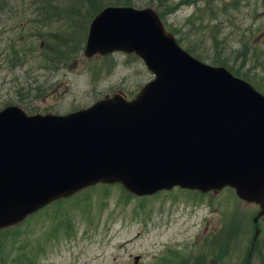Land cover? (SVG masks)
Instances as JSON below:
<instances>
[{
    "label": "rangeland",
    "instance_id": "rangeland-1",
    "mask_svg": "<svg viewBox=\"0 0 264 264\" xmlns=\"http://www.w3.org/2000/svg\"><path fill=\"white\" fill-rule=\"evenodd\" d=\"M116 1L104 0L103 6ZM132 4L164 12L181 46L204 63L226 62L264 86V0ZM75 5L63 2L60 11H43L44 17L36 0H0V110L14 105L30 115H64L108 94L133 98L152 80L142 60L123 53L88 60L82 49L67 65H49V35L71 27L67 9ZM91 21L79 23L89 30ZM121 188L87 190L1 232L0 264H134L136 256L140 264H264V217L251 259L259 208L232 190L200 196L175 189L138 198ZM216 235L221 237L214 241Z\"/></svg>",
    "mask_w": 264,
    "mask_h": 264
},
{
    "label": "water",
    "instance_id": "water-1",
    "mask_svg": "<svg viewBox=\"0 0 264 264\" xmlns=\"http://www.w3.org/2000/svg\"><path fill=\"white\" fill-rule=\"evenodd\" d=\"M116 52L136 54L155 75L134 100L114 94L66 116L0 111V230L99 183L140 197L232 188L260 206L257 223L264 95L194 59L152 8L108 7L94 18L85 56Z\"/></svg>",
    "mask_w": 264,
    "mask_h": 264
},
{
    "label": "trees",
    "instance_id": "trees-1",
    "mask_svg": "<svg viewBox=\"0 0 264 264\" xmlns=\"http://www.w3.org/2000/svg\"><path fill=\"white\" fill-rule=\"evenodd\" d=\"M42 1L43 0H36L38 7L37 11H39L42 15L46 14L43 11H49V10L60 11L63 8L62 7L63 2L71 3L73 4V6L74 4H76L75 5L76 10L73 8L72 10L67 9L68 16L66 17H68L71 20L72 22L71 27L69 29H66V31L64 32H58L55 35H49L50 40L47 41L45 45L46 49L49 50L48 54L46 55L49 65H57V66L67 65L80 54L82 49L84 50L83 46L86 42L88 27L82 28L81 22L79 23V21H83V23L84 21H91L93 17L104 8L103 6L104 0H45L44 3ZM54 4L56 5V7L53 9ZM121 4H123L124 6L133 5L132 0H123L122 3L120 0H117L116 2H112V3L109 2V5H121ZM33 5L35 4H32V7ZM82 14L84 16H82ZM160 15L162 18H164V12H160ZM83 17L85 18L83 19ZM188 50L190 53L199 57L192 49L188 48ZM213 64L219 66H225L229 68L236 75L252 82L260 91L264 93V86L259 84L250 75L245 73L242 74L241 72L232 69L231 67L228 66L226 62L223 61H215L213 62ZM262 64L264 63L262 62ZM254 251H256V248ZM197 264H206V263L204 260L200 259Z\"/></svg>",
    "mask_w": 264,
    "mask_h": 264
},
{
    "label": "bare ground",
    "instance_id": "bare-ground-1",
    "mask_svg": "<svg viewBox=\"0 0 264 264\" xmlns=\"http://www.w3.org/2000/svg\"><path fill=\"white\" fill-rule=\"evenodd\" d=\"M48 24H50L51 25V23H48ZM50 25H48V26H50ZM57 33V32H56Z\"/></svg>",
    "mask_w": 264,
    "mask_h": 264
}]
</instances>
